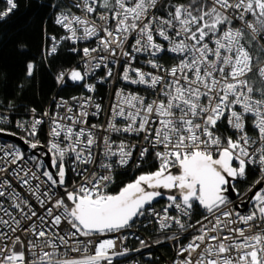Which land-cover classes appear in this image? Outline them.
I'll list each match as a JSON object with an SVG mask.
<instances>
[{
    "label": "snow or ice",
    "instance_id": "1",
    "mask_svg": "<svg viewBox=\"0 0 264 264\" xmlns=\"http://www.w3.org/2000/svg\"><path fill=\"white\" fill-rule=\"evenodd\" d=\"M42 7L60 31L41 63L68 46L55 81L78 94L0 111L21 142L0 143V264H139L165 242L172 264H264V0ZM17 8L0 0V21ZM138 224L158 235L130 248Z\"/></svg>",
    "mask_w": 264,
    "mask_h": 264
},
{
    "label": "trees",
    "instance_id": "2",
    "mask_svg": "<svg viewBox=\"0 0 264 264\" xmlns=\"http://www.w3.org/2000/svg\"><path fill=\"white\" fill-rule=\"evenodd\" d=\"M18 8L8 18L0 21V107L12 112H22L35 107L43 110L55 95L69 96L75 92V86L57 88L55 73L69 67L76 56L64 47L53 58L54 63H41V49L45 44V30L57 34L49 13L42 7L43 0H17ZM35 61L37 68L29 77L26 65ZM143 169H150L151 162H145ZM135 171H121L118 183H127L131 177L139 174ZM244 185H241V189Z\"/></svg>",
    "mask_w": 264,
    "mask_h": 264
},
{
    "label": "built area",
    "instance_id": "3",
    "mask_svg": "<svg viewBox=\"0 0 264 264\" xmlns=\"http://www.w3.org/2000/svg\"><path fill=\"white\" fill-rule=\"evenodd\" d=\"M64 48H65L66 51L70 52L68 50V46H65ZM70 53H72V52H70ZM72 54H74V53H72ZM74 55L76 56V61L72 65H75L77 63L78 59H79V57L76 54H74ZM72 65H70V66H72ZM57 72L55 73V76H56ZM55 76H54V78H55ZM56 85H57L58 89L62 87V86L58 85L57 83H56ZM76 94H78V93L75 92V93H73V94H71L69 96H62V97L68 98V97H70L72 95H76ZM53 97H61V96L55 95ZM53 97L48 101V103L46 104V106L44 107L43 110L48 109L50 107V104L52 102ZM105 97H107V93L106 92H105ZM3 110L4 109H2L0 107V111H3ZM10 112L15 118H19V115H26L25 111H22V112H12V111H10ZM8 114H9V112H5V115H8ZM3 136L9 137V138H1L0 137V143H3V142H15V143L19 144L18 142L11 140L10 139L11 136H7V135H3ZM144 163L145 162H141V167H142V165ZM137 169L138 168L135 167V157H134L133 161L130 162L128 167L118 169L117 171L118 172H121V171H135ZM246 190H247L246 187L242 188V191H246ZM145 223H146V221H145ZM149 232H153V236L158 235L157 233H154L152 226H149L148 231H145L143 226L138 224L136 227H134L128 233V235H129V239L127 241L128 247H130V248L139 247L138 241L135 239V236L139 235L141 238H147L149 236ZM149 251L151 253V258L150 259H149ZM131 256L134 257L139 262V264H172V260H173V257H174V250L172 248H170L169 243L165 242L162 245H154L150 250L149 249H144L142 254L141 253H132ZM123 259L125 260V264H128V258H123Z\"/></svg>",
    "mask_w": 264,
    "mask_h": 264
},
{
    "label": "water",
    "instance_id": "4",
    "mask_svg": "<svg viewBox=\"0 0 264 264\" xmlns=\"http://www.w3.org/2000/svg\"><path fill=\"white\" fill-rule=\"evenodd\" d=\"M0 137H1V138H9V137H6V136H0ZM10 139L13 140V141H16V142H18V143H21L19 140H15L14 137H11Z\"/></svg>",
    "mask_w": 264,
    "mask_h": 264
}]
</instances>
